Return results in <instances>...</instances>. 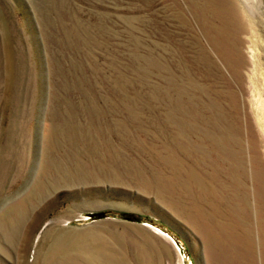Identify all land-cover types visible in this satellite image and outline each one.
<instances>
[{
    "label": "rangeland",
    "instance_id": "374dc122",
    "mask_svg": "<svg viewBox=\"0 0 264 264\" xmlns=\"http://www.w3.org/2000/svg\"><path fill=\"white\" fill-rule=\"evenodd\" d=\"M0 264H264V0H0Z\"/></svg>",
    "mask_w": 264,
    "mask_h": 264
},
{
    "label": "trees",
    "instance_id": "16d2710c",
    "mask_svg": "<svg viewBox=\"0 0 264 264\" xmlns=\"http://www.w3.org/2000/svg\"><path fill=\"white\" fill-rule=\"evenodd\" d=\"M42 55V54H41ZM42 61V60H41ZM44 79V78H43Z\"/></svg>",
    "mask_w": 264,
    "mask_h": 264
}]
</instances>
